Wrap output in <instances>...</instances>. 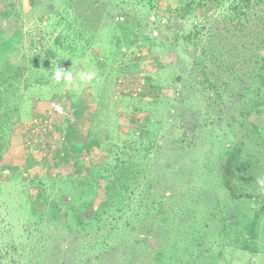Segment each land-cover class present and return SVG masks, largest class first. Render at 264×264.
I'll use <instances>...</instances> for the list:
<instances>
[{
  "label": "rangeland",
  "instance_id": "rangeland-1",
  "mask_svg": "<svg viewBox=\"0 0 264 264\" xmlns=\"http://www.w3.org/2000/svg\"><path fill=\"white\" fill-rule=\"evenodd\" d=\"M121 1L76 0L80 5L70 8L64 16L62 27L65 29L69 22L73 24L75 15L80 17L78 20L82 25L89 26L90 21L97 23L99 20L107 23L93 35L85 52L63 65L67 70L75 61L74 76L77 69H81L95 71L97 78L83 86L62 84L56 96L46 94L44 99L36 100L32 117L26 115L22 124L23 135L27 133L30 141H22L24 138L19 135L15 144H25L28 159L41 148V158L37 161L43 165L40 177L45 182L46 193L64 206L70 194L64 187L60 194L64 195L62 202L58 193L67 178L92 174L95 165L108 159L107 150L117 136L124 135L132 140L146 131L151 132L158 144L153 155L157 150L161 154L167 152V157L168 153L179 151L180 163L175 169L184 171L173 180V185H168V176L151 189L162 195L161 208L164 210L161 211L166 212L168 222H155L153 217L159 212H153L144 226L119 238L121 246L117 255L104 254L101 259L103 264H164L162 255L169 258L174 239H183L182 247L178 245V253L175 251V264H193L195 253L192 257L182 258L184 254L191 255L189 240L193 236L184 237V233L187 229L193 230L194 216L200 220L203 209L212 210L210 200L217 193L215 172L219 168L221 147L243 141L244 134H249L245 130L247 125L256 120V116L259 117L258 124L264 121V104L261 115H244L255 97L251 92L253 81L248 76L253 73L249 70L260 66L254 62L259 61L258 56L264 57V44L260 39L264 35V0H252L255 9L249 14L250 23L243 18L239 26L236 20L230 19L231 13L227 10L233 0H226L223 10L216 8V0L195 9L200 1L195 0L192 17L186 19L179 17V9L189 0ZM16 3L22 6L20 21L10 34L6 31L9 26L0 17V39H10L6 57L12 62H19L25 50H29L32 37L34 46L39 49L52 45L60 34L58 27H53V18L59 9L69 7L63 0H36L33 6L30 0H16ZM120 17L123 20L117 23ZM80 27L87 30V34L95 28ZM134 30L152 36V43L156 45L149 49L148 41L145 46L136 44L134 34L131 36ZM196 33L198 37L194 39ZM249 56L252 59L246 64L243 59ZM229 59L238 63V67L244 66L240 71L239 68L236 70L241 78H228L224 72L223 63ZM198 62L214 74L210 75L211 81L222 80L217 83L216 94L203 82ZM256 82L260 87L259 81ZM261 101L264 103L259 99ZM52 103L60 104L64 114L51 113ZM171 110L176 112L171 113ZM88 131L95 136L88 135ZM95 138L101 141L102 148H96L89 141ZM255 140L262 145V148L257 147V152L260 151L259 158L264 164V142L259 137ZM10 175V172H0V264H97L89 262L95 251L83 255L82 245L76 240L79 235L59 224L64 223L62 216L59 221L37 226L32 222L36 220L29 215L14 212L19 204L16 203L19 188L18 183L15 186L12 182L7 183ZM259 178H263V174ZM255 185V194H261ZM28 192L33 198L35 212L48 213L51 219L49 205L39 200L41 191L30 188ZM178 201L187 202V205L178 207ZM8 203L13 204V211ZM193 205L196 206L194 211ZM96 208L95 203L94 210ZM152 227L156 228L155 232L146 237L145 231ZM221 241L215 240L216 251L223 252L219 264H264L263 240H258L259 252L253 253L232 246L223 248L227 240ZM12 247L17 251L14 252Z\"/></svg>",
  "mask_w": 264,
  "mask_h": 264
},
{
  "label": "trees",
  "instance_id": "trees-1",
  "mask_svg": "<svg viewBox=\"0 0 264 264\" xmlns=\"http://www.w3.org/2000/svg\"><path fill=\"white\" fill-rule=\"evenodd\" d=\"M210 1L200 0L197 6L194 4L195 0L186 1L184 6L179 9L181 12L179 17L182 19L192 17L194 5L196 9L206 6ZM108 2L113 4L111 1ZM224 2L226 0H216V8L223 10ZM63 3L69 7L59 9V13L53 18V27H58L60 34L52 45L39 49L36 45L34 46L35 41L32 37L29 50H25L19 62H12L8 61L9 59L7 60L6 57L10 39H0V172L2 174L12 173L7 183L12 182L14 186L18 183L19 194L16 195V203L19 202V204L14 208L12 203H8L12 207V211L14 208V212L17 210L21 214L29 215L31 219L36 220L32 222L37 226H44L49 222L54 223V221H59L62 216L64 223H57L64 224L68 230H74L79 235V239L76 240L82 245L80 250L83 255L95 251L93 259L89 262L103 264L101 258H104V254L112 255L109 257L117 255L121 246L119 238L140 228V225L151 219L153 212H159L153 217L155 222H168L166 212L161 211L162 195L153 193L151 189L158 181L161 182L163 178L166 180L168 176L169 179L166 180L168 185H173V180H177L179 174L184 171L179 172L180 169H175L180 163L179 151L170 152L167 157V152L161 154L157 150L153 155L158 144L155 143L151 132L146 131L140 137H132V140L120 135L110 144V148L107 150L108 159L95 165L92 174L80 178L70 175L72 178L69 177L64 181L58 193L62 194L65 187L70 194L69 201L64 206L60 205V201L57 202V198L50 199V195L46 193L45 182L40 177L43 165L37 161L41 158V148L31 159H28L25 144L17 146L15 143L19 135L24 138L22 141H30L27 133L23 135L22 124L26 115H28L27 118L32 117L31 113L35 110L34 102L44 99L43 95L46 94L56 96L62 89L63 83H57L52 79L50 72L52 68L54 69L56 65L60 67L68 65L70 58L79 55L82 51L85 52L93 35L107 25L106 22L100 20L97 23L90 21L89 26L82 25L78 20L80 17L75 15L73 24L69 22L65 29L62 27L64 16L70 12V8L75 5L79 6L80 3H76V0H63ZM257 3L259 4V2ZM30 5H36V0H30ZM21 9L22 6L17 4L16 0H0V17L9 26L6 28L9 34L19 26ZM254 9L255 5L252 4V0H233L227 8L231 13L230 19L236 20L238 26L243 18L247 22L250 21L249 14ZM122 20V17L118 18L117 23ZM122 25L125 29H129L124 24ZM80 26L91 27L90 29L95 26V28L92 29V33L87 34V30H83ZM65 30L66 34H64ZM16 32L18 31L14 33ZM132 34L135 36L136 44L144 45L145 41H148L149 47L147 48L149 49L156 45L152 43V36L143 34L139 30H134L131 32V36ZM197 35L198 33L195 34L194 39L198 37ZM69 38H71L70 42H68ZM190 38L188 36V39ZM260 39L263 45L264 35ZM250 58L252 59L249 56L243 60L249 64ZM257 58L259 61L255 60L254 62L260 66L249 70L253 76L248 75L249 79L253 81L251 92L255 97L249 109L244 112L247 117H254L256 113V115H261V107L264 104L263 101L259 102V99L264 100L262 93V89H264V57L262 56L260 59L258 56ZM198 64L202 68L203 82L214 94L219 89L217 83L222 80L211 81L210 75L214 74L209 69L206 71L207 67H204L201 62ZM237 64L230 59L223 63V70L228 78L236 80L241 78L238 74L240 68L244 66L238 67ZM238 68L239 71H236ZM256 80L259 81L260 87L256 85ZM249 86L250 84H247V87ZM216 96L220 97L218 94ZM174 111L176 112V110H171V113ZM256 118L257 121L254 120L247 125L245 130L249 134H244L243 141L221 147L222 151L218 160L219 168L215 172L217 193L210 200L212 210H209L208 207L203 209L199 215L200 220L197 219L198 216H194L193 230L187 229L184 233V237L189 234L193 236L192 240H189L191 255L184 254L182 258L192 257L195 253L192 258L193 264L221 263L223 252L215 249V240L218 239H222L221 242L224 239L227 240V244L223 248L232 246L237 250L250 251L251 253L259 252V239L264 241V223L262 222L264 220V192L255 194L257 188L256 185L254 186L256 179L261 174L264 178V164L259 158L260 151L257 152V147L262 148V145L259 146L260 143L255 140L256 137H259L264 142V121L260 125L258 124L259 117L256 116ZM89 133L88 131V135L95 136L94 133ZM89 141L93 142L96 148L103 147L101 141L97 139L94 141L89 139ZM15 145L19 148L17 149ZM53 185L55 186V184ZM52 187L50 188L52 189ZM30 188L31 191H41L39 200L43 204L49 205L51 219L48 218V213L35 212L33 198L28 196ZM166 191L172 193L169 189ZM60 196L63 202L64 195ZM168 198H170L169 195ZM184 198L188 197L184 196ZM95 203L97 208L94 210ZM184 205H187V202L184 204L180 201L177 202L178 207ZM247 205H249L248 208L245 207ZM243 206L246 209H242ZM191 209L196 210V206L193 205ZM160 213L163 214H161V218L158 217ZM155 229L148 228L145 231V236L155 232ZM158 230L157 232H159ZM244 235L248 237L246 238ZM174 240L171 243L169 258L162 255L164 264L177 263L175 251L178 253L176 249H178V245H181L180 242L183 239ZM12 250L17 251L15 247H12Z\"/></svg>",
  "mask_w": 264,
  "mask_h": 264
},
{
  "label": "clouds",
  "instance_id": "clouds-1",
  "mask_svg": "<svg viewBox=\"0 0 264 264\" xmlns=\"http://www.w3.org/2000/svg\"><path fill=\"white\" fill-rule=\"evenodd\" d=\"M75 65L76 62L74 61V66L67 70L56 65L50 71L52 73V79L66 86H83L92 83L97 78L95 71L81 69H77L76 75L74 76L73 68H76ZM255 182L258 185V190L264 192V178H257Z\"/></svg>",
  "mask_w": 264,
  "mask_h": 264
},
{
  "label": "built area",
  "instance_id": "built-area-1",
  "mask_svg": "<svg viewBox=\"0 0 264 264\" xmlns=\"http://www.w3.org/2000/svg\"><path fill=\"white\" fill-rule=\"evenodd\" d=\"M64 112H65L64 108L60 104L58 103L51 104V113L56 114V115H63Z\"/></svg>",
  "mask_w": 264,
  "mask_h": 264
}]
</instances>
